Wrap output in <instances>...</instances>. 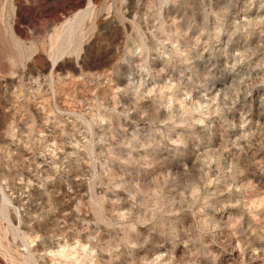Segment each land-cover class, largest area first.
Instances as JSON below:
<instances>
[{
    "label": "rangeland",
    "instance_id": "obj_1",
    "mask_svg": "<svg viewBox=\"0 0 264 264\" xmlns=\"http://www.w3.org/2000/svg\"><path fill=\"white\" fill-rule=\"evenodd\" d=\"M0 264H264V0H0Z\"/></svg>",
    "mask_w": 264,
    "mask_h": 264
}]
</instances>
